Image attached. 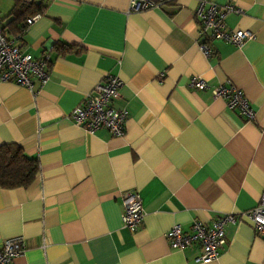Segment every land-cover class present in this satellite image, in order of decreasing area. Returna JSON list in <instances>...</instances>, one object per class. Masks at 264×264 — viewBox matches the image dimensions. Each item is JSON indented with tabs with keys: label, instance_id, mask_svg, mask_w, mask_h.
Here are the masks:
<instances>
[{
	"label": "crops",
	"instance_id": "1",
	"mask_svg": "<svg viewBox=\"0 0 264 264\" xmlns=\"http://www.w3.org/2000/svg\"><path fill=\"white\" fill-rule=\"evenodd\" d=\"M17 1L43 4L21 32V51L48 56L49 78L30 89L0 82V145L16 143L36 158L27 187H0V244L20 238L11 264H264V239L251 225L225 226L216 260L199 249H170L174 224L209 222L253 208L264 187V0L231 4L229 30L252 34L240 45L199 48V0L130 12L129 0H0V25ZM24 21L18 24L22 29ZM20 32V31H19ZM106 73L121 82L115 106L127 110L122 137L88 133L69 119ZM163 74L160 77V74ZM206 87L191 89L192 77ZM234 84L254 111L246 120L212 89ZM136 191L144 216L122 225L121 193Z\"/></svg>",
	"mask_w": 264,
	"mask_h": 264
},
{
	"label": "built area",
	"instance_id": "2",
	"mask_svg": "<svg viewBox=\"0 0 264 264\" xmlns=\"http://www.w3.org/2000/svg\"><path fill=\"white\" fill-rule=\"evenodd\" d=\"M175 1L177 0H129L128 10L141 12ZM231 11L239 10L229 3L220 6L204 0L197 2L194 15L199 21V48L206 57L212 54L209 44L212 40H223L240 45L245 39L252 38V34L247 31L226 28L224 18ZM39 17V13L27 17L21 32ZM21 32L7 38L0 25V82L14 81L30 89L31 77H34L40 86L48 80V56L34 58L29 53H23L20 48ZM159 76L162 77L163 74ZM120 85L121 82L116 75L106 73L83 101L70 111L69 119L88 133L103 128L111 136H124L127 110L115 106V102L120 98ZM188 85L194 90H202L206 87L205 80L196 76L190 79ZM212 94L221 97L230 110L237 112L246 120H252L254 111L250 102L234 84L229 82L227 86L214 87ZM120 197L123 206L122 225L129 231L135 232L141 227L144 216L140 196L136 191L130 190L121 193ZM245 221L251 225L257 236L264 239V187L253 208L237 214L224 213L209 222L194 219L186 231L179 224H174L165 232L164 237L170 249L198 248L199 255L195 258V262L209 263L217 259L218 251L226 241L225 226ZM24 250L25 244L18 237L2 241L0 264H11L13 259L21 255Z\"/></svg>",
	"mask_w": 264,
	"mask_h": 264
},
{
	"label": "trees",
	"instance_id": "3",
	"mask_svg": "<svg viewBox=\"0 0 264 264\" xmlns=\"http://www.w3.org/2000/svg\"><path fill=\"white\" fill-rule=\"evenodd\" d=\"M43 4L36 1H17L8 17L12 24L14 33L21 32L18 24L27 17L40 14ZM5 33L4 27H2ZM38 172V162L36 158L27 155L16 143H5L0 145V187L11 189L16 187H27L35 179Z\"/></svg>",
	"mask_w": 264,
	"mask_h": 264
}]
</instances>
